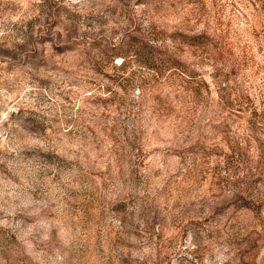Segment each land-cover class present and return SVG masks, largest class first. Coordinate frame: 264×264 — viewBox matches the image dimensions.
Segmentation results:
<instances>
[{"label": "rangeland", "instance_id": "obj_1", "mask_svg": "<svg viewBox=\"0 0 264 264\" xmlns=\"http://www.w3.org/2000/svg\"><path fill=\"white\" fill-rule=\"evenodd\" d=\"M0 264H264V0H0Z\"/></svg>", "mask_w": 264, "mask_h": 264}, {"label": "trees", "instance_id": "obj_2", "mask_svg": "<svg viewBox=\"0 0 264 264\" xmlns=\"http://www.w3.org/2000/svg\"><path fill=\"white\" fill-rule=\"evenodd\" d=\"M184 38H185L184 40H187V42L195 46H205L208 44V41L205 37H194V38L184 37Z\"/></svg>", "mask_w": 264, "mask_h": 264}]
</instances>
